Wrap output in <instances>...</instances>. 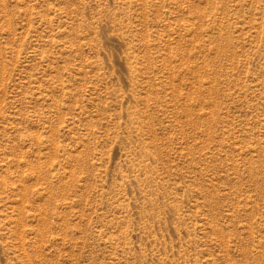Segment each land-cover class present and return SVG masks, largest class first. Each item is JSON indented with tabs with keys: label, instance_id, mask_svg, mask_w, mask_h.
Masks as SVG:
<instances>
[{
	"label": "rangeland",
	"instance_id": "rangeland-1",
	"mask_svg": "<svg viewBox=\"0 0 264 264\" xmlns=\"http://www.w3.org/2000/svg\"><path fill=\"white\" fill-rule=\"evenodd\" d=\"M0 264H264V0H0Z\"/></svg>",
	"mask_w": 264,
	"mask_h": 264
}]
</instances>
